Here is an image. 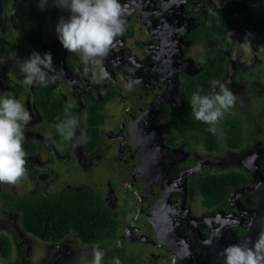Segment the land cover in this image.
I'll return each mask as SVG.
<instances>
[{
  "label": "flooded vegetation",
  "instance_id": "af4514ba",
  "mask_svg": "<svg viewBox=\"0 0 264 264\" xmlns=\"http://www.w3.org/2000/svg\"><path fill=\"white\" fill-rule=\"evenodd\" d=\"M120 3L126 10L125 31L103 61L106 78L93 82L91 72L84 75L80 57L68 53L57 39L55 26L61 17L69 18L67 9L57 7L54 0H47L43 9L39 0H0V99H17L32 120L41 118L46 126H53L46 123L38 107V97L46 93L62 104L69 118L80 120L77 132L82 129L83 134L91 113L94 119L100 118L92 110L100 109L103 122L99 144L90 150L81 145L83 151L91 153L94 167L101 172L100 178L93 180L99 189H90L97 193L100 190L101 197L112 207L111 196L116 201L123 196L135 199L129 220H136L139 235L130 231L126 242V247L135 251H126V247L124 250L123 244L113 247L128 259V264H222L218 253L224 247L255 241L264 231V180L255 171L245 173L234 165L235 170L224 172L244 174L246 180L231 187L221 202L205 205L196 180L223 173L215 172L219 163L215 156L222 143L228 151L242 146L231 148L221 139L219 148L210 150L203 133H180L168 122L179 104L188 100L189 92L201 86L198 83L210 85L198 89L201 95L219 91L213 84L219 81L236 94L237 104L247 102L255 88L248 79H240L256 63L251 56L259 50L256 46L264 47V0ZM230 8H235L241 19L235 23L230 43L225 44L220 14L223 18ZM209 9L216 14L210 15ZM32 12L36 13L34 18ZM246 37L251 38L250 48ZM247 49L251 58L242 62ZM33 51L50 52L53 57L55 71L50 76L54 82L47 87L23 83L17 60ZM4 58L8 60L3 62ZM135 77L142 83L125 92L123 82ZM69 104L72 107L66 111ZM240 120L244 136L246 122ZM52 138L55 141L53 130ZM23 142L33 146L26 156L35 152L36 143ZM56 144L62 152L69 147L68 141L65 148ZM247 160L248 157L246 163ZM39 188L44 193L40 183L28 194H35ZM18 195L24 194L0 192V206L5 212L18 214L5 208ZM142 213H147L150 221L145 217L138 221ZM153 243L161 248H155ZM19 250L23 252L24 246L20 244ZM17 264H26L25 257Z\"/></svg>",
  "mask_w": 264,
  "mask_h": 264
},
{
  "label": "clouds",
  "instance_id": "9594fccd",
  "mask_svg": "<svg viewBox=\"0 0 264 264\" xmlns=\"http://www.w3.org/2000/svg\"><path fill=\"white\" fill-rule=\"evenodd\" d=\"M46 3L47 0H39L41 9ZM54 3L70 13L69 18L61 17L55 26L57 39L63 48L80 57L84 75L91 72L93 82L105 79L107 74L103 69V61L126 28V10L120 0H54ZM209 14L216 13L209 9ZM228 39L231 40V35ZM18 70L24 75L23 83L26 86L38 84L47 87L54 82V77L50 76L55 71L50 52L41 54L33 51L19 63ZM139 83L142 81L135 77L123 82L122 86L125 92H131ZM213 84L219 91L208 95L194 92L189 104L193 117L209 125L208 131L217 135L222 131L220 124L225 113L235 107L237 96L226 84L219 81ZM71 107L67 105L66 111ZM31 120L32 115L17 99H0V183L16 186L26 175V153L23 148L26 137L23 129ZM79 125L80 120L72 117L58 123L56 131L64 141L78 146L87 139L83 133L77 135ZM131 225L132 232L139 235L136 220ZM159 243L160 240H157ZM157 244H154L155 248L160 249L161 246ZM104 256L103 248L94 246L90 258L87 254H81L76 264H103ZM218 256L222 258V264H264V231L255 241L249 239L224 247ZM114 264H121L119 258L114 259Z\"/></svg>",
  "mask_w": 264,
  "mask_h": 264
},
{
  "label": "rangeland",
  "instance_id": "374dc122",
  "mask_svg": "<svg viewBox=\"0 0 264 264\" xmlns=\"http://www.w3.org/2000/svg\"><path fill=\"white\" fill-rule=\"evenodd\" d=\"M31 15L34 18L36 13L32 12ZM246 38V41H249L246 44L248 45L247 48H250L251 38ZM256 48L259 49L257 53L251 55L256 61L255 65L251 67L253 69L249 71L248 75L245 73L240 79H248L255 91L248 97L246 103L241 105L236 103L235 107L231 109L233 114L246 122L242 148L228 151V148L222 143L220 151L215 156L219 162L215 166V172L235 170L234 165H238V168L246 171L245 173L250 170L255 171L264 180V47L257 45ZM247 51L248 54L242 56V62H247L251 58L249 49ZM28 57L24 56L22 60H17V62L20 63ZM8 59L10 60L11 57ZM8 59L2 60L6 62ZM25 109L28 110L26 107ZM52 130L53 126H46L41 118L31 120L30 124L23 129L26 137L24 141L36 143V150L34 153L25 156L26 175L18 181L16 186L0 183V192L5 191L9 195L28 194L34 192L40 183L44 186L45 194L81 187L99 189L93 180L96 177L100 178L101 172L99 168L94 167L95 162L91 158V153L83 151L81 143L78 146H73L69 142L67 151L58 150V145L52 138ZM80 133H82V129L77 132V135L79 136ZM249 158L252 159L251 163H249ZM98 192L101 193L100 190ZM115 199L116 197L111 196L110 204L123 212L118 211L121 223L117 237L111 245H82L75 234L68 235L59 242L43 241L22 230L18 214L7 213L0 206V231L8 234L13 241L12 258L9 260L0 259V262L2 264H17L18 260L24 256L26 264H76L81 254H87L90 258L91 249L94 246L103 248L105 254L114 246L122 244L125 250L126 242L129 240L128 233L133 230L131 224L134 223V219L129 220V214L132 213L136 202L133 197L127 198L126 196L117 201ZM20 244L24 246V251L21 253ZM126 251L134 252L135 249L128 246Z\"/></svg>",
  "mask_w": 264,
  "mask_h": 264
},
{
  "label": "trees",
  "instance_id": "16d2710c",
  "mask_svg": "<svg viewBox=\"0 0 264 264\" xmlns=\"http://www.w3.org/2000/svg\"><path fill=\"white\" fill-rule=\"evenodd\" d=\"M239 14L236 9H228L222 18L220 14L225 44L230 43L228 37L232 35L235 23L239 22ZM252 16L251 20H255ZM224 22V24H223ZM242 25V24H241ZM239 25V26H241ZM201 86L209 87L207 84ZM189 92L188 100L184 99L179 106L172 112L168 125L175 128L178 132L193 130L204 134V143L210 150L219 148L221 139L231 148H239L243 142L242 123L231 110L225 113L222 120V131L213 135L208 131L209 125L197 121L191 114L189 100L194 92ZM38 107L41 109L44 120L47 124L54 126L53 137L55 141L65 148V141L56 131V125L61 121L69 119V116L62 108V104L50 98L49 95L41 94L38 97ZM100 118L94 119L92 113L88 117L85 136L82 142L84 149L90 150L99 144V128L103 122L100 109L92 110ZM25 153L33 151L32 145L23 142ZM245 175L237 172L214 173L203 176L196 180L195 186L203 196V203L207 206L221 202L229 193L234 185L239 184ZM5 208L12 210L19 215L21 228L33 234L39 239L47 242H59L68 235L75 234L81 244L101 243L111 245L117 237L119 225L118 210L109 205L105 198L88 187L78 189H64L51 194H44L39 188L35 194H24L13 197L5 204ZM13 253V241L10 236L0 231V259L9 260ZM119 258L121 264H128V259L124 257L120 250L115 247L111 249L103 264H114V259ZM0 264H2L0 262Z\"/></svg>",
  "mask_w": 264,
  "mask_h": 264
},
{
  "label": "water",
  "instance_id": "95a60500",
  "mask_svg": "<svg viewBox=\"0 0 264 264\" xmlns=\"http://www.w3.org/2000/svg\"><path fill=\"white\" fill-rule=\"evenodd\" d=\"M148 216H149V215H147V213H146V214H143V213H142V214L139 216L138 221L141 220L142 217H145L148 221H150V220H149V217H150V216H149V217H148ZM157 240L159 241L158 238H157Z\"/></svg>",
  "mask_w": 264,
  "mask_h": 264
}]
</instances>
